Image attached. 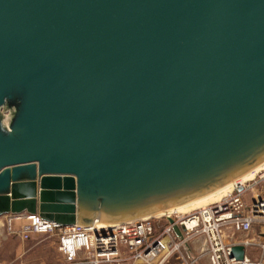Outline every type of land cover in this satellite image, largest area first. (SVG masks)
I'll return each mask as SVG.
<instances>
[{
  "label": "water",
  "instance_id": "water-1",
  "mask_svg": "<svg viewBox=\"0 0 264 264\" xmlns=\"http://www.w3.org/2000/svg\"><path fill=\"white\" fill-rule=\"evenodd\" d=\"M262 163L264 0H0V217L126 223Z\"/></svg>",
  "mask_w": 264,
  "mask_h": 264
},
{
  "label": "built area",
  "instance_id": "built-area-1",
  "mask_svg": "<svg viewBox=\"0 0 264 264\" xmlns=\"http://www.w3.org/2000/svg\"><path fill=\"white\" fill-rule=\"evenodd\" d=\"M3 218V226L22 240L33 235L57 236L64 264H264V171L186 214L108 226L96 222L91 227L60 226L38 214ZM15 220L21 224L12 230ZM234 246L243 247L242 260L232 257Z\"/></svg>",
  "mask_w": 264,
  "mask_h": 264
},
{
  "label": "rangeland",
  "instance_id": "rangeland-1",
  "mask_svg": "<svg viewBox=\"0 0 264 264\" xmlns=\"http://www.w3.org/2000/svg\"><path fill=\"white\" fill-rule=\"evenodd\" d=\"M4 221L0 217V264H64L57 250V236L33 235L29 240H22L3 226ZM20 224L21 220H15L12 230Z\"/></svg>",
  "mask_w": 264,
  "mask_h": 264
},
{
  "label": "bare ground",
  "instance_id": "bare-ground-1",
  "mask_svg": "<svg viewBox=\"0 0 264 264\" xmlns=\"http://www.w3.org/2000/svg\"><path fill=\"white\" fill-rule=\"evenodd\" d=\"M264 171V163H262L261 165H259L257 168H255L254 170H252L251 172L247 173L246 175H244L243 177H241L240 179L232 182L231 184L203 197V198H200L198 200H195L193 202H190L188 204H185L183 206H180V207H177V208H174V209H171L167 212H164V213H160V214H157L155 215L154 217H161V216H167L169 214H172V213H185V212H188V211H192V210H195V209H198L202 206H205L211 202H215L217 201L221 196L225 195L226 193L230 192L231 189L237 185V184H243L245 182H248V181H251V180H254L257 176H260V174H262V172Z\"/></svg>",
  "mask_w": 264,
  "mask_h": 264
}]
</instances>
